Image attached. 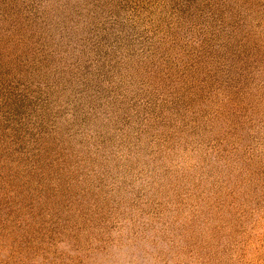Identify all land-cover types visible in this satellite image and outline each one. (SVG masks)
I'll use <instances>...</instances> for the list:
<instances>
[{
  "label": "rangeland",
  "instance_id": "1",
  "mask_svg": "<svg viewBox=\"0 0 264 264\" xmlns=\"http://www.w3.org/2000/svg\"><path fill=\"white\" fill-rule=\"evenodd\" d=\"M264 264V0H0V264Z\"/></svg>",
  "mask_w": 264,
  "mask_h": 264
},
{
  "label": "clouds",
  "instance_id": "2",
  "mask_svg": "<svg viewBox=\"0 0 264 264\" xmlns=\"http://www.w3.org/2000/svg\"><path fill=\"white\" fill-rule=\"evenodd\" d=\"M115 251L116 264H131L129 259V249L124 247H118Z\"/></svg>",
  "mask_w": 264,
  "mask_h": 264
}]
</instances>
